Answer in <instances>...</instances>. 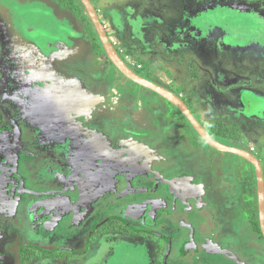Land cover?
Listing matches in <instances>:
<instances>
[{"label":"rangeland","instance_id":"obj_1","mask_svg":"<svg viewBox=\"0 0 264 264\" xmlns=\"http://www.w3.org/2000/svg\"><path fill=\"white\" fill-rule=\"evenodd\" d=\"M92 1L126 62L264 175V0ZM79 5L0 0V264H187L193 230L194 254L219 230L210 264H264L252 166L110 64Z\"/></svg>","mask_w":264,"mask_h":264},{"label":"water","instance_id":"obj_2","mask_svg":"<svg viewBox=\"0 0 264 264\" xmlns=\"http://www.w3.org/2000/svg\"><path fill=\"white\" fill-rule=\"evenodd\" d=\"M79 2L81 3L84 12L87 14L92 27L96 32L97 39L103 49L104 54L111 64L123 76H125L130 81L151 90L171 103L186 118L192 129L196 131V133L207 145L219 151L235 154L252 165L256 178L258 224L261 234L264 238V176L259 158L252 154L249 150L222 143L211 136L208 130L199 122V120L189 108L188 104L179 94L148 80L147 78L137 74L134 70H132L120 57L119 53L114 47V44L108 37V34L105 30V25L100 20L93 3L90 0H79Z\"/></svg>","mask_w":264,"mask_h":264},{"label":"flooded vegetation","instance_id":"obj_3","mask_svg":"<svg viewBox=\"0 0 264 264\" xmlns=\"http://www.w3.org/2000/svg\"><path fill=\"white\" fill-rule=\"evenodd\" d=\"M78 2H79V0H77ZM92 3H93V1L92 0H90ZM79 4H81L80 2H79ZM93 5H94V7L95 8H97L96 6H95V4L93 3ZM82 6V5H81ZM83 8V7H82ZM97 10V9H96ZM97 13H98V10H97ZM98 16H99V18H100V20L103 22V18L100 16V14L98 13ZM103 24H104V22H103ZM92 25V24H91ZM105 30H106V32H107V34H108V37L110 38V35H109V33H108V30H107V26L105 25ZM95 31V30H94ZM95 34H96V32H95ZM95 37H96V39H97V35H95ZM110 40H111V38H110ZM113 43V42H112ZM114 44V43H113ZM114 47H115V49L117 50V52L119 53V55H120V57L124 60V62L132 69V70H134L137 74H139V75H141V76H143L142 74H140L138 71H140L139 69H137V68H135V66L132 64V66H133V68L126 62V60L128 59V55H121L120 54V52L118 51V49L116 48V46L114 45ZM105 55V54H104ZM106 56V55H105ZM107 58V57H106ZM107 60H108V58H107ZM109 62V61H108ZM110 63V62H109ZM111 64V63H110ZM117 71V70H116ZM144 77V76H143ZM129 80V79H128ZM130 81V80H129ZM186 103H187V101H185ZM190 108V107H189ZM191 109V108H190ZM191 111H192V109H191ZM202 124V123H201ZM203 125V124H202ZM204 126V125H203ZM205 127V126H204ZM207 130H208V128L207 127H205ZM53 131H55V130H53ZM194 131V130H193ZM56 132V131H55ZM208 132H209V130H208ZM210 133V132H209ZM210 135L211 136H213L214 138H216V135L218 136V134H214V133H210ZM219 137V136H218ZM197 139V138H196ZM217 139V138H216ZM51 140V139H50ZM52 140H55L54 138L52 139ZM51 140V141H52ZM198 140V139H197ZM218 140V139H217ZM50 141V142H51ZM56 141V140H55ZM199 141V140H198ZM220 142H222L221 140H219ZM230 142H231V140H229ZM202 143V142H201ZM223 143V142H222ZM235 144V143H234ZM237 144V143H236ZM252 154H254V153H252ZM255 155V154H254ZM256 156V155H255ZM257 157V156H256ZM240 158V157H239ZM243 160V159H242ZM260 160V159H259ZM245 162V161H244ZM261 163V162H260ZM249 165L250 166H252L250 163H249ZM262 165V164H261ZM253 168V167H252ZM253 170H254V168H253ZM0 171H3V172H9V170L7 169V168H5V167H3V166H0ZM13 176H15V175H13ZM264 176V175H263ZM17 177V176H16ZM256 179V178H255ZM167 185L168 186H166V190L165 191H169V188H170V186H173V187H176L177 188V186H176V184H175V182L173 181V179L171 180V181H168L167 182ZM169 187V188H168ZM239 188V190H240V186L238 187ZM237 188V189H238ZM156 189H157V191H160V190H162V188H161V185H159V182L155 185V188H149V189H142V190H146V191H156ZM178 189V188H177ZM18 192H19V195H20V197L23 195V196H25L26 198H30V197H32L34 194H38V192H34V190H32V189H28V188H23V183H20V186L18 187ZM249 192V191H248ZM250 194H252L253 195V198H252V200H249V201H252V203L254 204V206H255V203H256V209H257V196H256V192H255V194H253V193H250ZM46 195H48V194H46ZM20 199V198H19ZM139 201H141L142 202V199H139L138 201H135V203H139ZM135 205H137V204H135ZM138 206H139V204H138ZM140 207V206H139ZM137 210H139V208L137 209ZM136 210V212H137V214L140 212V211H137ZM257 214H258V212H257ZM112 220V219H111ZM110 220V221H111ZM102 221H105V219L104 220H102ZM58 222L59 221H55L54 223L55 224H58ZM107 221H105L104 223H106ZM123 224H126V225H128L129 226V224L128 223H126V221L123 223ZM186 227H184L186 230H187V233H188V231H189V233H190V231L193 229V228H191L190 227V225L189 224H184ZM130 227V226H129ZM202 231V233H203V230H201ZM193 232H195L194 230H193ZM193 232L192 233H190L188 236L185 234V237L183 238V245L185 244V242L184 241H186V242H189V243H191V246H192V249L191 248H188L189 249V252H190V255H191V252L193 253L192 254V256H191V258L193 259V262H189V263H187V264H210L211 262H212V260H214L212 257H211V255H219V253L218 252H221V249H223V248H221V243H223V242H221L220 240H219V236H218V232H219V230H218V232H217V234H215L216 235V237L214 236L213 237V239H214V244H211L210 242H206L207 243V245H205L204 244V246H206V248H207V252L205 251V254H194V252H193V250H197L198 249V247H197V245L196 244H194L195 242H194V236H195V234H194V236H193ZM180 233V230L178 231V234ZM193 236V237H192ZM264 240V239H263ZM143 241V240H142ZM140 239H139V244L142 246V245H144L143 247H147L148 245L147 244H143V242H142ZM192 241V242H191ZM136 242V241H135ZM136 245H138L137 244V242L135 243ZM178 246H182V245H180V244H177V245H171V246H167V249H166V251H165V253L166 254H164L165 256H166V260L165 261H167L168 260V258H170V257H173L174 258V253H175V251H176V249H177V247ZM142 247V248H143ZM171 247V248H170ZM209 248V249H208ZM173 250V253L172 254H170L171 253V251ZM238 250L240 251V248H239V246H238ZM238 251V252H239ZM157 253H159L158 251H157ZM240 253V252H239ZM230 255H229V253H228V256H226L227 258L229 257ZM182 257H183V254H182ZM231 257L233 258V255H231ZM230 258V257H229ZM169 261V260H168ZM209 261V262H208ZM146 262H147V260H146ZM173 264H178V263H175V261H173L172 262ZM181 264H183V263H181ZM186 264V263H185ZM215 264H219V261H216L215 262Z\"/></svg>","mask_w":264,"mask_h":264},{"label":"trees","instance_id":"obj_4","mask_svg":"<svg viewBox=\"0 0 264 264\" xmlns=\"http://www.w3.org/2000/svg\"><path fill=\"white\" fill-rule=\"evenodd\" d=\"M69 8H75L76 10H78L79 11V9H80V5H79V2L77 1V0H62ZM82 7V6H81ZM83 16H84V18L87 20V24L89 25V27H90V29L93 31L94 29H93V27H92V25H91V22H90V20H89V18H88V16H87V14L84 12L83 13ZM88 18V19H87ZM89 20V21H88ZM95 33V32H94ZM95 39H96V37H95ZM96 41H97V44H98V46H99V53H102V54H104V52H103V49H101L102 47H101V45H100V43H99V41L96 39ZM109 61V60H108ZM110 62V61H109ZM111 63V62H110ZM146 78V77H145ZM148 79V78H147ZM186 92H188V91H186ZM208 130H209V132L210 133H214V134H218V136L216 135V138L218 139V140H221L223 143H228V142H230L229 140L231 139V138H234V137H232L231 136V132H229V129L227 128V130H224V129H222V128H214V127H208ZM244 160V159H243ZM252 168V167H251ZM245 179H244V185L246 186H244L245 187V189H247V191H249L250 193H253V194H255V192H256V179H255V173H254V170H253V168H252V173H250V174H248V175H246L245 177H244ZM254 215H255V217H256V226L258 227V231H259V233L261 234V231H260V228H259V224H258V214H257V209H256V205H255V213H254Z\"/></svg>","mask_w":264,"mask_h":264},{"label":"crops","instance_id":"obj_5","mask_svg":"<svg viewBox=\"0 0 264 264\" xmlns=\"http://www.w3.org/2000/svg\"><path fill=\"white\" fill-rule=\"evenodd\" d=\"M207 91L212 93L213 90H212V89L210 90V89H209V86H206L205 93H206V96H209V93H207ZM187 93H189V91H188ZM177 94H179L181 97L183 96V95H181V93H177ZM232 139H233V138H232ZM225 144H226V143H225ZM227 144H228V145H233V146H238V147H239L238 144H234L233 142H228ZM246 150H249L251 153H253V152H252V149L246 148ZM228 153H229V152H228ZM241 159H242V158H241ZM243 161H245V160H243ZM245 162L248 163L247 161H245ZM248 164H249V163H248ZM139 213L141 214V212H139ZM137 237H138L140 240H141V239L143 240V238H144L145 236H144V237H139V236H137ZM142 240H141V241H142Z\"/></svg>","mask_w":264,"mask_h":264}]
</instances>
